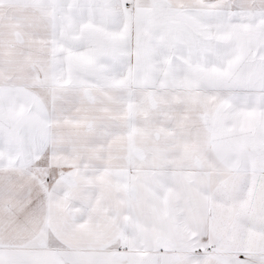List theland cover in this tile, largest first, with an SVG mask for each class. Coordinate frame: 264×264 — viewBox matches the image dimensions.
<instances>
[{"label": "snow or ice", "instance_id": "obj_1", "mask_svg": "<svg viewBox=\"0 0 264 264\" xmlns=\"http://www.w3.org/2000/svg\"><path fill=\"white\" fill-rule=\"evenodd\" d=\"M0 264H264V0H0Z\"/></svg>", "mask_w": 264, "mask_h": 264}]
</instances>
